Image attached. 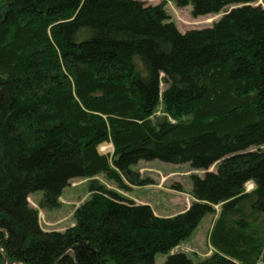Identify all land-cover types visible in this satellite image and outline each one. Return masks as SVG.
Masks as SVG:
<instances>
[{
  "label": "trees",
  "instance_id": "1",
  "mask_svg": "<svg viewBox=\"0 0 264 264\" xmlns=\"http://www.w3.org/2000/svg\"><path fill=\"white\" fill-rule=\"evenodd\" d=\"M174 1L196 16L233 6L181 31L165 1L0 0V264H156L218 207L215 251L162 264L264 263V6ZM141 159L205 169L191 205L159 215L94 179L74 225H41L31 192L54 207L101 172L131 190L153 182Z\"/></svg>",
  "mask_w": 264,
  "mask_h": 264
},
{
  "label": "rangeland",
  "instance_id": "2",
  "mask_svg": "<svg viewBox=\"0 0 264 264\" xmlns=\"http://www.w3.org/2000/svg\"><path fill=\"white\" fill-rule=\"evenodd\" d=\"M147 3L156 4L165 1V7L170 18L177 24L181 31L192 28H202L212 25L223 16L226 10L233 5H229L219 12H212L204 15L193 14V4L185 6L178 5L174 0H145ZM264 6V0H258ZM165 84L163 83V88ZM165 114L163 105H159L154 118L162 117ZM103 151L112 150L111 144H104L100 147ZM133 168L140 171L143 176L153 179L152 183L144 185H133L131 190L122 189L114 180L101 172L94 177H75L63 189L60 203L54 207L42 205L44 195L43 189H38L30 193L29 200L33 207L38 209L41 225L45 229L64 230L76 223L75 211L82 203L88 200L92 194L90 183L97 179L111 189H116L121 194L135 199L137 202L149 203L159 215H173L187 209L194 201L191 193L193 181L192 174H204L205 169L192 167L190 162H168L161 159L144 160L141 159L133 165ZM216 164L211 166L215 169ZM180 184L182 190L176 188ZM254 187L252 181L247 183V189ZM206 214L191 236L180 242L169 252H158L155 256L156 264H162L171 252L184 251L188 253L195 262L211 255L215 250L210 243V232L214 221L219 213ZM259 264H263L260 262Z\"/></svg>",
  "mask_w": 264,
  "mask_h": 264
},
{
  "label": "crops",
  "instance_id": "3",
  "mask_svg": "<svg viewBox=\"0 0 264 264\" xmlns=\"http://www.w3.org/2000/svg\"><path fill=\"white\" fill-rule=\"evenodd\" d=\"M259 264V263H258ZM264 264V263H263Z\"/></svg>",
  "mask_w": 264,
  "mask_h": 264
}]
</instances>
